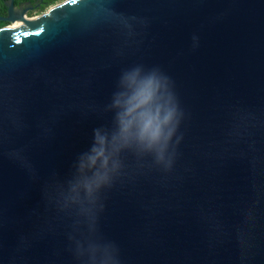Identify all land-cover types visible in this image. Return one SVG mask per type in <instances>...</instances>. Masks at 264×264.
Segmentation results:
<instances>
[{
  "label": "water",
  "instance_id": "1",
  "mask_svg": "<svg viewBox=\"0 0 264 264\" xmlns=\"http://www.w3.org/2000/svg\"><path fill=\"white\" fill-rule=\"evenodd\" d=\"M4 6L0 264H79L85 236L121 264H264V0ZM138 64L170 79L181 138L170 168L121 153L92 203L72 190L77 160Z\"/></svg>",
  "mask_w": 264,
  "mask_h": 264
},
{
  "label": "clouds",
  "instance_id": "2",
  "mask_svg": "<svg viewBox=\"0 0 264 264\" xmlns=\"http://www.w3.org/2000/svg\"><path fill=\"white\" fill-rule=\"evenodd\" d=\"M109 110L113 127L93 130L92 144L80 154L76 165L78 179L72 190L77 194L82 191L92 203L120 173L121 153L151 156L157 165L170 168L173 138L177 144L181 138L176 133L183 112L170 79L158 68L146 70L138 64L124 69ZM72 250L79 264H121L118 246L100 237L73 240Z\"/></svg>",
  "mask_w": 264,
  "mask_h": 264
},
{
  "label": "trees",
  "instance_id": "3",
  "mask_svg": "<svg viewBox=\"0 0 264 264\" xmlns=\"http://www.w3.org/2000/svg\"><path fill=\"white\" fill-rule=\"evenodd\" d=\"M22 1H30L31 4L38 3L37 6L34 7L36 11H43L46 9V7L52 5L55 1L57 0H14V5L22 2ZM5 11V6H4V0H0V14H2ZM3 23H0V26Z\"/></svg>",
  "mask_w": 264,
  "mask_h": 264
},
{
  "label": "flooded vegetation",
  "instance_id": "4",
  "mask_svg": "<svg viewBox=\"0 0 264 264\" xmlns=\"http://www.w3.org/2000/svg\"><path fill=\"white\" fill-rule=\"evenodd\" d=\"M30 5H32L33 7H35V6L38 5V3L31 4L30 1H22V2H20V3H18V4H16L15 6H16V7H28V6H30ZM33 9H34V8H33ZM0 15H5V11H4L2 14H0ZM0 23H3L1 26H4V25H7V24H10V23H8V22H6V21H0ZM1 26H0V27H1Z\"/></svg>",
  "mask_w": 264,
  "mask_h": 264
},
{
  "label": "rangeland",
  "instance_id": "5",
  "mask_svg": "<svg viewBox=\"0 0 264 264\" xmlns=\"http://www.w3.org/2000/svg\"><path fill=\"white\" fill-rule=\"evenodd\" d=\"M60 1H62V0H57V1H55L53 4L58 3V2H60ZM53 4H52V5H53ZM50 6H51V5H50ZM50 6L46 7V9H44V10L41 11V12H40V11H36L35 9L29 10V11H27L26 15H27L28 17L36 16V15H38V14H40V13L46 11Z\"/></svg>",
  "mask_w": 264,
  "mask_h": 264
},
{
  "label": "bare ground",
  "instance_id": "6",
  "mask_svg": "<svg viewBox=\"0 0 264 264\" xmlns=\"http://www.w3.org/2000/svg\"><path fill=\"white\" fill-rule=\"evenodd\" d=\"M19 24V21H16L13 26H17Z\"/></svg>",
  "mask_w": 264,
  "mask_h": 264
},
{
  "label": "snow or ice",
  "instance_id": "7",
  "mask_svg": "<svg viewBox=\"0 0 264 264\" xmlns=\"http://www.w3.org/2000/svg\"><path fill=\"white\" fill-rule=\"evenodd\" d=\"M17 39L19 40V36L17 37Z\"/></svg>",
  "mask_w": 264,
  "mask_h": 264
}]
</instances>
